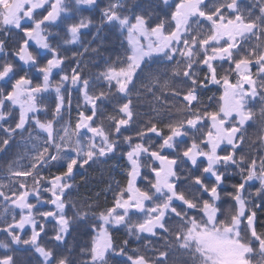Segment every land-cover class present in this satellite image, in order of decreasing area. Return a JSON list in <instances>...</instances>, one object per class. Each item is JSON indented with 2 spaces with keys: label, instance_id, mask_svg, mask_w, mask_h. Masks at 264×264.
I'll return each mask as SVG.
<instances>
[{
  "label": "trees",
  "instance_id": "trees-1",
  "mask_svg": "<svg viewBox=\"0 0 264 264\" xmlns=\"http://www.w3.org/2000/svg\"><path fill=\"white\" fill-rule=\"evenodd\" d=\"M183 1L88 0L83 5L64 0L73 19L87 24L80 43L73 45L68 43L70 20L47 19L53 3L15 27L4 21L12 0L0 4V264H46L34 244L52 253L49 264H203L194 249L182 245L183 234L192 222L206 224L205 207L217 201L215 227L229 229L243 215L239 241L251 249L247 261L264 264L260 65L250 69L261 85L248 101L249 118L234 146L218 150L209 141L211 119L219 115L224 98L222 81L236 83L235 66L260 57L264 0H205L173 50L147 57L125 92L110 77L132 63L128 36L136 20L147 30L174 33V16ZM220 21H240L253 29L230 56L209 66L206 58L220 47L206 43ZM38 25L47 50L29 41ZM26 49L33 59L28 63ZM55 60L59 64L48 77ZM6 69L12 75L4 78ZM18 88L40 92L28 118L15 103ZM193 91L198 95L189 103L185 96ZM49 125L50 133L45 130ZM193 147L207 156L217 152L218 178L209 174L208 159H190ZM133 157L140 162L137 179ZM162 158L175 161L174 200L167 190L157 191L154 170L161 169ZM133 185L147 195L150 209L171 202L164 226L153 235L142 232L153 211L131 212L124 224L110 227L111 249L96 259L102 217L129 198ZM23 195L34 205L29 216L17 205ZM24 215L33 221L20 229Z\"/></svg>",
  "mask_w": 264,
  "mask_h": 264
},
{
  "label": "rangeland",
  "instance_id": "rangeland-1",
  "mask_svg": "<svg viewBox=\"0 0 264 264\" xmlns=\"http://www.w3.org/2000/svg\"><path fill=\"white\" fill-rule=\"evenodd\" d=\"M10 1L11 0H0V4L7 5ZM87 1L88 0H78L77 3L86 5ZM204 2L205 0L184 1L179 6V10L176 12L181 13V22L175 19L174 16L176 28L175 32L171 34H165L159 28H156L153 31L147 30L144 22L136 20V24L131 30H129L130 34L128 36L129 44H131L133 49L132 63L125 70L114 72V74L110 75L111 79L119 85L122 92L126 91L128 85L133 81L136 72L139 70L141 63L144 62L147 57L156 54H167V51L173 47V44L181 39L191 18L196 17L201 13L200 7ZM48 3L54 4L53 11L47 17L48 21L58 22L60 19H62V21L70 20L71 23L67 32L69 36L68 43L69 45L80 43L82 39L81 31L87 24H85L83 18H77L75 20L73 19L74 16H72L71 12H67L63 4L64 0H34L29 4H22L20 5L21 7L19 11L15 14L14 18L10 22V25L15 27L19 26L23 22H26L27 20H30L32 13L46 7V4ZM214 29V34L206 43V45H218L220 49H215V53L212 55L210 53V55L206 58L205 62L209 66L213 64L214 60H221L222 58L230 56L232 49L238 44V42H240V40H242L243 36L252 31L253 27L240 21H220L219 24L214 26ZM28 38L31 43L38 45L43 50L48 49L47 39L43 35L41 25H38L37 30L31 33ZM226 40H228V42H226ZM225 44L227 45L223 47ZM0 48H2L1 44ZM26 50L25 57L28 63L33 59L30 51L28 49ZM258 53L260 57L257 60H253L251 62L244 61L243 63L237 64L235 66L234 69H236L238 77L236 83L231 85L229 84L228 80L222 81L224 82V98L222 99V107L219 115L214 116L211 119V126L213 130L209 134V141L218 147V150L221 149V147H224L225 144L234 146L236 139L235 135L242 127L246 125V122L249 118L246 110L248 101L250 100V97L255 98L258 93L257 87L261 85L255 76L253 78L251 77L252 71L250 69L256 64L260 65L261 73L264 75V42L258 48ZM58 64L59 62L55 60L51 66L48 67V69H50L48 77H50ZM7 70L8 69H6V71ZM76 86L77 83H75L74 87ZM39 93L40 92L35 89L18 88L17 95L15 96L14 100L17 106L23 111V116L25 118H28L31 113L35 112L36 107L38 106V102H35V97ZM196 98L197 93L194 91L185 96V99L189 103L195 101ZM41 127L44 128L43 125ZM49 127H45V130L48 133H50L51 125H49ZM137 151L140 153L141 148H139ZM188 156L194 161H197L200 158L208 159L210 162L208 167L209 174L218 178L217 168L221 162V158H219L217 152H215L214 156H207L206 154L200 153L197 147H193V150L190 152V154H188ZM137 159L136 157L131 159L133 162V169L135 170L133 173L135 175L137 174L135 179L139 177L137 168L140 166V162H138ZM173 167L174 161L164 162V168L162 171L161 169L159 171L154 170L157 180H159L158 177L161 172V181L164 183L166 188H173V180L175 177V175L171 176ZM220 176L221 175L219 174V178ZM56 184L60 188L64 186L63 180L56 181ZM163 188V186H158L157 191L161 193L163 192ZM62 190L63 189H60L61 192ZM169 193L173 195L171 199L174 200L176 197L174 189L170 190ZM129 194L130 196L128 199H121L116 208L102 217V229L98 233L96 245L94 246L95 250L98 248L101 251V256H105V254L111 249V238L109 232L110 227H117L124 224L131 212H148V210H154L151 214H149V219L145 220L143 225L140 226V230L142 232L153 235L155 230L164 226L163 222L165 217L168 215V209L170 206L172 207L171 202L163 206H156L150 209L151 206L147 204V195H144L142 192L137 190L135 185H133V189L129 192ZM26 198L27 202L21 208L25 209L24 214H27L28 212L32 213L34 211V205L31 204L29 196H26ZM217 208L218 201L216 203L210 204V206L207 205L205 207V212L207 213L206 224L192 222L189 228L183 234L184 239L182 238V245L186 246V248L188 247L190 249H194L197 255L199 254V256H201L203 264H249L247 257L250 254L251 249L249 246L244 245L239 241L240 223L243 222L242 219L244 216L240 215L237 223L229 229L224 228L220 230L215 227L214 223L218 215ZM61 213L62 212L57 211L55 216H57V219H59L62 225H64L65 221L63 218H61ZM32 221V218L28 220L26 219V215H24V219L22 220L21 224L18 225V228L24 229L29 224V222ZM250 223L253 225V218L250 219ZM61 230L64 234L65 230L62 228ZM33 246L36 248L37 252H39L42 261H44L46 264H49L48 262L51 259L52 253L35 244ZM6 263L8 262H3V264ZM134 264L146 263L145 260H143L135 262Z\"/></svg>",
  "mask_w": 264,
  "mask_h": 264
},
{
  "label": "water",
  "instance_id": "water-1",
  "mask_svg": "<svg viewBox=\"0 0 264 264\" xmlns=\"http://www.w3.org/2000/svg\"><path fill=\"white\" fill-rule=\"evenodd\" d=\"M33 0H14L13 4L11 5L10 10L7 12V16L5 18V24L7 25L9 23V21L11 20L12 16L15 14V12L18 11L19 9V5L20 3H25V2H32ZM10 71L7 73V75H10ZM6 75V76H7ZM27 202L26 196H23L19 199H17V204L18 206H23V204H25ZM100 250L97 249V254H96V258L98 259L100 257Z\"/></svg>",
  "mask_w": 264,
  "mask_h": 264
}]
</instances>
